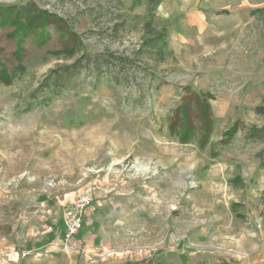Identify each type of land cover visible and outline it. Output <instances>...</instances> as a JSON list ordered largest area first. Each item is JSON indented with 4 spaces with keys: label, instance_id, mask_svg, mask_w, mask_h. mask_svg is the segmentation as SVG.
Masks as SVG:
<instances>
[{
    "label": "rangeland",
    "instance_id": "rangeland-1",
    "mask_svg": "<svg viewBox=\"0 0 264 264\" xmlns=\"http://www.w3.org/2000/svg\"><path fill=\"white\" fill-rule=\"evenodd\" d=\"M29 1L69 20L91 54L132 57L143 39L137 21L118 18L128 2L122 11L117 0L0 6ZM171 2L173 56L136 60L152 76L138 72L128 84L95 87L92 75L82 74L48 107L27 113L28 95L62 62L48 55L62 42L56 35L44 45L21 44L24 73L0 83V264H264V140L246 141L238 131L227 147L217 145L234 123L264 125L256 112L264 108V17L250 15L264 0ZM16 50L0 28V59L11 69ZM186 85L212 96L216 126L204 151L166 135ZM79 117L82 126L68 125ZM234 178L243 187L230 185ZM80 199L88 201L83 238L65 250L63 214Z\"/></svg>",
    "mask_w": 264,
    "mask_h": 264
},
{
    "label": "trees",
    "instance_id": "trees-1",
    "mask_svg": "<svg viewBox=\"0 0 264 264\" xmlns=\"http://www.w3.org/2000/svg\"><path fill=\"white\" fill-rule=\"evenodd\" d=\"M121 3L119 11H122L125 3L129 6L125 14L118 15L121 23L137 21L139 32L143 39L135 56L117 54L106 49L102 52L91 54L85 50L81 37L74 31L72 23L63 16L48 9L39 7L35 2L0 6V28L5 30V35L13 36L16 40L17 50L15 61L17 65L11 69L0 59V83L8 85L16 76L23 74L21 44L44 45L51 37L59 36L62 47L59 51L48 52L56 60L62 61L49 69L42 77L38 86L28 95V101L23 113L33 108L48 107L54 99L68 91L72 83L82 74L92 75L94 86L103 82L115 86L117 83L128 84L135 73L142 72L144 76H152L146 66L138 63L137 57L143 53L150 58L162 62L169 56H173L168 45L169 32L164 26L156 22L157 10L165 0H117ZM141 8V15L133 14L135 9ZM220 13H226L224 10ZM251 16L264 17V7L250 11ZM2 52H0L1 56ZM2 58V57H1ZM131 72V73H130ZM145 72V73H144ZM152 79V77L150 78ZM132 81V80H131ZM209 93L197 92L192 86L181 88L180 102L167 118L166 135L179 144L194 145L199 151H204L211 146V137L216 126V118L212 112ZM264 102V98H263ZM258 114L264 115V108L256 109ZM85 123L82 117L70 119L69 126L80 127ZM238 131H244L246 141L264 140V125L261 127L249 126L240 128L237 123L232 124L217 142V145L227 147ZM210 155L216 157L218 151L210 148ZM259 169H264V159L259 161ZM236 188L243 187L240 179L229 181ZM264 209V195L262 197ZM232 213L236 217H242L239 213L240 205H230ZM121 264H172L155 258L139 261H126ZM197 264H209L200 262ZM218 264H236L228 260H221Z\"/></svg>",
    "mask_w": 264,
    "mask_h": 264
},
{
    "label": "built area",
    "instance_id": "built-area-1",
    "mask_svg": "<svg viewBox=\"0 0 264 264\" xmlns=\"http://www.w3.org/2000/svg\"><path fill=\"white\" fill-rule=\"evenodd\" d=\"M88 201L80 199L71 203L63 214V248L65 250L75 247V240L83 228Z\"/></svg>",
    "mask_w": 264,
    "mask_h": 264
},
{
    "label": "crops",
    "instance_id": "crops-1",
    "mask_svg": "<svg viewBox=\"0 0 264 264\" xmlns=\"http://www.w3.org/2000/svg\"><path fill=\"white\" fill-rule=\"evenodd\" d=\"M171 5H172L171 0H165L164 2H162L161 5L158 7L157 18H156V22L158 23L159 17L165 16V19H164L165 23L162 26H164L168 30L169 33L171 30V26H172L171 25L172 18H173L174 13H175L174 10H172ZM170 8H171V10L169 11ZM83 228H84V224H83ZM83 228L81 229V231L78 235V238L79 237L83 238V235H82Z\"/></svg>",
    "mask_w": 264,
    "mask_h": 264
},
{
    "label": "bare ground",
    "instance_id": "bare-ground-1",
    "mask_svg": "<svg viewBox=\"0 0 264 264\" xmlns=\"http://www.w3.org/2000/svg\"><path fill=\"white\" fill-rule=\"evenodd\" d=\"M144 170H146V167H138L136 171L138 173H141V172H144Z\"/></svg>",
    "mask_w": 264,
    "mask_h": 264
}]
</instances>
